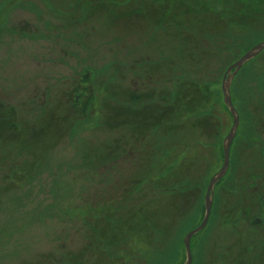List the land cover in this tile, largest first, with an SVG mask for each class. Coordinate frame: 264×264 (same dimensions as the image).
<instances>
[{
	"label": "rangeland",
	"instance_id": "obj_1",
	"mask_svg": "<svg viewBox=\"0 0 264 264\" xmlns=\"http://www.w3.org/2000/svg\"><path fill=\"white\" fill-rule=\"evenodd\" d=\"M180 1L173 11L211 3ZM109 2L0 0V264L185 262L183 238L201 223L232 122L223 75L240 48L264 42V14L194 33L146 24L150 0L114 8H133L129 19L112 18ZM231 96L245 125L191 240L192 264H248L251 253L264 264L260 209L252 190L241 205L238 186L241 169L257 168L264 52Z\"/></svg>",
	"mask_w": 264,
	"mask_h": 264
},
{
	"label": "trees",
	"instance_id": "obj_2",
	"mask_svg": "<svg viewBox=\"0 0 264 264\" xmlns=\"http://www.w3.org/2000/svg\"><path fill=\"white\" fill-rule=\"evenodd\" d=\"M105 1L108 2V0H105ZM151 1L153 2V4L151 3ZM196 1H199V0H196ZM223 1H224L223 5H222V2L219 3V0L216 3H214V5L212 3H210V4L207 3L205 5V4H201V3L196 2L198 4V6H199L198 7L199 9L197 11L199 17L196 19L198 21V22H196V24L199 27H200V25H203V24L204 25H207L204 21H202V16L201 15L204 13V14H207V15L210 16V21H213L214 22V21H216V19L218 17L219 18V22L218 23H222V21H223V23L225 25H227V27H234V28L235 27L236 28L237 27H242L243 28L244 26H246V20L249 17H251V18L252 17H255L256 15H259L258 14L260 12L259 10H262V11L264 10V6H263L264 0H237V1L242 2V4L240 5V10L238 12H236V15L233 16V15L228 14V12H225V10L229 11V7H230V9H238V8L236 6H233L232 5V3H231L232 1L231 0H223ZM125 3H128V0L110 1L108 3V5L111 6L110 9H108V11L110 13L109 15L115 16V12H114L115 9L114 8H117L118 9L119 7H124L125 6ZM116 5H117V7H116ZM181 5H182V2L180 0H150L149 8L151 10L150 9L149 10H150L151 14L150 15H147V16H144L146 24L154 25V27H156V28H162L164 26H167V25L171 24L172 22L169 21V19H168L170 10L173 11V9H177V7H179ZM152 6H154V7H152ZM218 6H222L223 7L222 10H219L218 8H216ZM136 7L142 8L140 5H136ZM132 9L133 8H131V9L127 10V11H130ZM142 12H143V10H142ZM192 12H193L192 7H191V10L189 8L188 9H185V12H181V16L182 15L184 16L185 14L192 15L191 14ZM142 14L143 13H141V12L139 14V16L141 18H143L142 17L143 16ZM127 15L128 16H131L130 13H128ZM122 17H123L122 15H118V16H116L114 18H122ZM177 17H179V16H176V17L174 16V20H173L174 26H176V27L177 26H182L184 28L190 29L192 32L195 33L197 26H192V21H188L187 24H186L184 21L183 22H179V20H178ZM191 17L194 20V17L193 16H191ZM210 24H211V22H210ZM201 27L204 29V26H201ZM197 31H203V32H205L206 30H197ZM228 37L231 38V39H234V37H230V36H228ZM205 39H207L209 41V43H208L209 45H213L215 43L214 42V38L205 37ZM248 49H249V47H242V48H240V51L239 52L241 54V53H244V52L248 51ZM208 52H209V54L211 56H214V54H218L219 53V52L214 53L215 50H209ZM219 102H221V101H219ZM175 108H177V107H175ZM223 109L224 110H223V112L221 111L222 112L221 114H224V116L226 117L227 112L225 110V107ZM162 113H161V118L164 119L165 118V114H162ZM213 151L215 152V156H216V149L214 147H212V149H211V156L213 154L212 153ZM206 163L208 164L209 161L206 162ZM205 184H206V180L202 184V189L205 186ZM238 186L241 187L240 190L243 193V195L240 196V200H239V202L242 203L241 198L246 197V195L244 193L245 183L243 184V186H242L241 183H239ZM123 201L125 202L127 200L124 199ZM241 205H243V203ZM118 207L121 209V205L120 204L118 205ZM123 208H124V206L122 207V209ZM143 224H144V227H145V223H143ZM149 226H150V224L147 223V226L146 227L147 228H151ZM247 249H245L244 252ZM246 253L247 252H245V254ZM247 258H248V260H247V262L246 261L245 262L248 263V264H251L252 261L254 263L255 260L258 261V259H259V258H256V256H254L252 253H251V256H247ZM216 261H217V259H216ZM231 262H232L231 264H236L237 262H240V260L238 261V259L235 258L234 260L232 259ZM216 264H220V262H217Z\"/></svg>",
	"mask_w": 264,
	"mask_h": 264
},
{
	"label": "flooded vegetation",
	"instance_id": "obj_3",
	"mask_svg": "<svg viewBox=\"0 0 264 264\" xmlns=\"http://www.w3.org/2000/svg\"><path fill=\"white\" fill-rule=\"evenodd\" d=\"M192 7V10H193V8H194V10H193V12L191 13L192 15H189V14H185L184 16H193L194 17V20H193V18H192V26H197V28H196V30H206V31H214V28H215V30H216V28L219 26V25H216V26H214V24H213V21H210V19H208V17H209V15H207V14H202L201 16H202V21H204L207 25H200V27L196 24V22H198L196 19L199 17V15H198V13H197V11H198V4L197 3H195V5H193V6H191ZM150 8H147L145 11H144V13L141 15L143 18H144V16H147V15H150L151 14V12H150V10H149ZM240 10V8L237 10V9H230L229 8V11H227V10H225V12H228V14H230V15H236V12H238ZM260 12L258 13L259 15H261V14H264V10L262 11V10H259ZM234 12V13H233ZM174 16L176 17V16H181V12L179 11V12H177L176 10H174V11H172L171 12V14H170V16H168L169 18V21H171L172 23L171 24H169V25H174L173 23V20H174ZM183 16V15H182ZM239 16V15H238ZM138 17H140L139 15H138ZM141 18V17H140ZM145 19V18H144ZM179 19V22H183V20L182 19H180V18H178ZM210 22H211V24H210ZM215 23V22H214ZM220 24V23H219ZM201 26H204V29L201 27ZM166 27V26H165ZM257 45V44H256ZM264 51H262L261 53H263ZM261 53L257 56V57H255L254 59H257L260 55H261ZM240 58V57H239ZM238 58V59H239ZM237 59V60H238ZM254 59H252V60H254ZM236 60V61H237ZM251 60V61H252ZM236 61H234V62H232L231 63V65H233ZM231 65H229V67L231 66ZM247 65V64H246ZM228 67V68H229ZM227 68V69H228ZM243 69H245V65L244 66H242L240 69H239V71L235 74V76L232 78V80H231V83H230V89H229V92H230V97H231V101H232V105H233V107H234V109L236 110V112H237V114H238V118H239V123H238V126H237V129H236V132H235V134H234V137H233V139H232V141H231V146L233 145V142H234V140L237 138V137H239V133H240V128H241V126H242V124L243 125H245V122H243L242 120H241V117H240V114H239V111H238V108H236L235 107V105H234V102H233V98H232V96H231V84H232V82H233V80L239 75V73L241 72L242 73V71H243ZM227 71V70H226ZM226 71H225V73H224V75L226 74ZM233 72V70L230 72V73H228V75L229 74H231ZM224 75H223V77H224ZM221 94H222V90H221ZM222 102H223V96H222ZM223 104H224V102H223ZM224 106H225V110H226V112H227V114L229 115L230 114V112H229V110H228V108L226 107V105L224 104ZM229 112V113H228ZM229 116H231V114L229 115ZM257 120H256V137H255V140H256V142H255V144H257V145H260L259 146V150H258V152H257V154H256V159H257V168L255 169V174H248V171H250L249 169H241L240 170V176L242 175V179H241V184H242V186H243V184L245 183V190H244V193L246 194V193H250V190H252L251 192L252 193H250L251 195H252V197L254 198V199H252L253 200V202L251 203L252 204V206H254V208H258V209H260L259 210V212H260V214H259V217H257V216H255V218H253L254 220L252 221L255 225L256 224H258V225H256V226H258L259 228H261L262 230H261V233H263L264 234V105H263V107L260 109V111H259V113H258V115H257ZM231 119H232V122H231V125L229 126V128L227 127L226 128V130H227V132H226V135L223 137V140L226 138V136L229 134V132H230V129L232 128V124H233V118H232V116H231ZM251 124H253L252 123V121H251ZM223 133H221V135H222ZM220 135V136H221ZM222 140V141H223ZM222 144V143H221ZM231 146H230V152H229V159H230V153H231ZM227 175V174H226ZM226 175L219 181V182H222L223 181V179L226 177ZM243 178H244V180H243ZM219 186V185H218ZM250 195V196H251ZM213 196H215V191H214V195ZM260 216L263 218H260ZM260 235V234H259ZM261 237H264V235L262 236V235H260ZM264 249V248H263ZM255 250H257V249H255Z\"/></svg>",
	"mask_w": 264,
	"mask_h": 264
},
{
	"label": "water",
	"instance_id": "obj_4",
	"mask_svg": "<svg viewBox=\"0 0 264 264\" xmlns=\"http://www.w3.org/2000/svg\"><path fill=\"white\" fill-rule=\"evenodd\" d=\"M262 51H264V42H261L254 47H252L250 50H248L238 61H236L233 65H231L227 71L226 74L223 77L222 81V96H223V102L228 108L232 118H233V124L232 128L230 129L229 134L226 136V138L223 140V165L221 169L212 176L210 179L206 191H205V197H204V217L202 222L198 227L187 233L183 239V246L185 250V256H186V261L184 264H192V254H191V249H190V241L193 236L201 232L207 225L211 207H212V197H213V191L214 187L217 184L219 180H221L224 175L226 174L229 166V150H230V145L231 141L234 137V134L236 132L238 123H239V118L236 110L234 109L230 97V83L232 78L235 76V74L239 71V69L248 63L251 59L255 58L258 54H260ZM233 70L231 74L228 75Z\"/></svg>",
	"mask_w": 264,
	"mask_h": 264
},
{
	"label": "bare ground",
	"instance_id": "obj_5",
	"mask_svg": "<svg viewBox=\"0 0 264 264\" xmlns=\"http://www.w3.org/2000/svg\"><path fill=\"white\" fill-rule=\"evenodd\" d=\"M108 1H117V0H108ZM213 5H214V0H209ZM232 2V5H235L238 9L240 8V5L242 4V2H240V1H237V0H231ZM220 2H222V5H223V3H224V1L223 0H219V3ZM261 6V5H260ZM263 6H264V4H263ZM216 8H218L219 10H222V6H218V7H216ZM230 8V7H229ZM237 9V10H238ZM125 13H131V10L129 11V12H120V11H117V13L115 14V16H111L112 18H114V17H116V16H118V15H122L123 16V18H126V19H129V16L127 15V14H125ZM234 13V12H233ZM189 25V24H188Z\"/></svg>",
	"mask_w": 264,
	"mask_h": 264
}]
</instances>
